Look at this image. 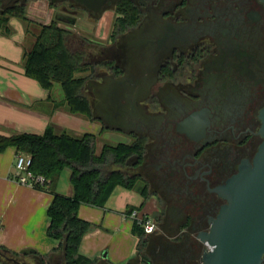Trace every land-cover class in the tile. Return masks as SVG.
<instances>
[{"label": "flooded vegetation", "instance_id": "af4514ba", "mask_svg": "<svg viewBox=\"0 0 264 264\" xmlns=\"http://www.w3.org/2000/svg\"><path fill=\"white\" fill-rule=\"evenodd\" d=\"M77 5L95 24L111 15L90 82L125 78L140 101L126 124L111 119L145 141L125 168L154 229L127 264H203V238L227 204L219 189L253 164L263 141L264 1L105 0L100 14Z\"/></svg>", "mask_w": 264, "mask_h": 264}, {"label": "trees", "instance_id": "16d2710c", "mask_svg": "<svg viewBox=\"0 0 264 264\" xmlns=\"http://www.w3.org/2000/svg\"><path fill=\"white\" fill-rule=\"evenodd\" d=\"M3 2L0 0V8ZM27 6V1L16 0L0 11V30L4 35H11L9 21L15 17L27 24L26 37L34 39L31 49H25L23 55L25 76L38 82L49 93V100L52 99L54 85L60 84L68 112L95 121L90 101L83 93L94 66L85 62L83 51L68 48L67 42L73 33L61 27L56 20L50 25H40V32L33 34L29 29L33 21L27 16ZM77 74L88 75L77 77ZM97 144L95 135L75 136L66 130L58 134L53 126H48L42 135H0V153L14 147L17 154L30 156V170L45 178V184L36 189L53 196L47 212V236L59 242L54 252L62 254L64 264L93 263L79 253L84 237L94 229V225L79 217V208L88 205L104 209L116 188L135 190L136 179L120 169L126 167L130 157L143 155L145 141L114 146L104 144L100 154H97ZM65 170L71 172L72 197L57 193L59 179ZM142 207L129 208L126 213L131 214ZM132 233L138 235L139 242L146 235L144 228L136 222ZM20 256L0 245V262L3 264H9L8 261L14 263Z\"/></svg>", "mask_w": 264, "mask_h": 264}, {"label": "crops", "instance_id": "0c3cea01", "mask_svg": "<svg viewBox=\"0 0 264 264\" xmlns=\"http://www.w3.org/2000/svg\"><path fill=\"white\" fill-rule=\"evenodd\" d=\"M102 20L99 21V26H103ZM100 37L99 39L103 41L108 39V35L104 36L103 34ZM0 56V135L24 133L42 135L48 126H53L58 134L64 130L69 132L75 130L77 135L92 134L98 139L105 130L118 132L128 138V142L124 144L132 143L127 132L117 129V127L114 128L99 116L101 112L106 116L110 112L107 109H102L103 102L100 98L102 96L106 98L109 91L118 88L113 84V81L117 79L111 78L112 83L109 85L105 81L106 79L86 83L88 91L91 92V95L86 97L90 101L93 116L96 119L91 121L84 116L70 114L67 107L64 104L60 105L53 96L49 100V93L38 82L25 76L23 63L21 64L18 59V51L14 44L3 36H0ZM102 72L104 70H101ZM75 116L83 117L91 124L74 120ZM17 155L14 147H9L0 153V245L18 254H21L25 249H33L36 253L27 258L50 261L52 257H57L58 253H55L54 250L59 246L58 241L47 236L49 227L47 212L53 196L48 192L20 185L13 180ZM70 175V170H65L61 175L57 185V193L60 195L73 196ZM81 207L92 206L82 205ZM103 210H106V207ZM127 215V213L122 214V218H128ZM79 217L85 221L88 220V212L79 210ZM132 223L134 224V222ZM88 237V235L85 236L82 241L80 255L90 261L103 259L108 264H127L134 256L138 244V242L135 243V247L120 256L112 255L111 248H108L106 258H103L105 245L90 243V247L85 244ZM0 264L3 263L0 262Z\"/></svg>", "mask_w": 264, "mask_h": 264}, {"label": "rangeland", "instance_id": "374dc122", "mask_svg": "<svg viewBox=\"0 0 264 264\" xmlns=\"http://www.w3.org/2000/svg\"><path fill=\"white\" fill-rule=\"evenodd\" d=\"M15 1L16 0H4L0 11L12 5ZM20 1H27L28 3L27 16L31 21H33V23L30 24L29 29L33 34L37 35L40 32V25H50L54 20H56V17L59 16V18H61L57 21L59 25L73 33V36L68 40V48L73 51L82 50L85 54V62L88 64L93 62L94 59H102L101 52L105 50L103 48L108 47L107 41H103L99 38H101L100 36L103 34L104 36L108 35L111 26V15L109 13L103 16V26H99V22H96L95 24V22L91 20V16H89V14L86 13L82 7L70 0L53 5L54 7L51 6L48 0ZM62 18H67L68 20L73 19L72 21L75 20V25L63 22ZM9 27L11 29V35L6 36L0 30V36L5 37L8 41L14 44L15 49L18 51V59L22 64L24 51L25 49H31L34 39L26 37L25 29L27 24L18 18L12 17L9 21ZM82 42L85 43V48H82ZM87 75L88 74H77L76 76L79 77ZM91 79L92 77L90 75L87 83ZM51 95L60 105L64 104V94L60 84L56 83L54 85ZM84 95H91V92L87 89V84L84 90ZM76 119L81 122H85L86 124H91L83 117L75 116L74 120ZM74 131L75 130H70V133L75 136H81L77 135ZM127 142L128 138L124 134L105 130L100 139H98L97 154H100L101 147L104 144L114 146L119 143ZM120 170L124 173L130 171L126 168H121ZM143 204L144 198L138 193L137 189L131 191L125 189L124 187H118L113 192L108 204L106 205V210L97 207H80L83 209L79 208V210H86L88 212V220L86 221L94 225V229L87 234L89 237L86 239L85 244H88L90 247V243H93L92 245H95L96 243L105 245L103 255L106 254L108 248H111L110 253L115 256H120L130 248L135 247V243L138 242V235L130 232L133 220L124 217L122 218V214L125 215L127 209L129 208L139 209L143 206ZM150 206L151 205L149 204L147 206H143V212L150 213ZM138 231L140 232V230ZM27 257L28 256L21 255L17 258L16 262L35 264L33 259ZM52 259L53 260L50 261L45 260V264H64L61 253H58L57 257H52ZM8 263L14 264L11 261H8Z\"/></svg>", "mask_w": 264, "mask_h": 264}, {"label": "water", "instance_id": "95a60500", "mask_svg": "<svg viewBox=\"0 0 264 264\" xmlns=\"http://www.w3.org/2000/svg\"><path fill=\"white\" fill-rule=\"evenodd\" d=\"M48 1L56 5L63 0ZM73 1L97 14L102 13L105 4V0ZM59 19L61 18L57 16L56 21ZM72 20L62 18L63 22L75 25V20ZM113 84L118 88L109 91L106 98L104 96L100 98L103 102L102 109L110 112L107 116L101 112L99 116L110 124L111 119L126 124L128 111L140 108V101L134 99L136 88L127 86L125 78L114 80ZM110 105L116 109L115 112L109 109ZM260 120L259 134L263 141L253 164H244L239 173L219 189L220 195L227 204L222 207L213 221L210 232L203 238V241L211 247V250L203 256V264H263L264 262V109L261 111ZM116 125L120 129V125ZM34 253L36 252L33 249H25L21 255L29 256ZM103 258H106V254Z\"/></svg>", "mask_w": 264, "mask_h": 264}, {"label": "built area", "instance_id": "2783aa9c", "mask_svg": "<svg viewBox=\"0 0 264 264\" xmlns=\"http://www.w3.org/2000/svg\"><path fill=\"white\" fill-rule=\"evenodd\" d=\"M32 160L31 157L26 154H18L15 162V172L13 180L18 184L36 189L38 186L45 184V178L39 175H35L31 170ZM133 222L142 226L146 234H151L154 229L152 221L146 216L142 215L137 210H134L131 214L127 215ZM208 250L211 247L207 244Z\"/></svg>", "mask_w": 264, "mask_h": 264}]
</instances>
